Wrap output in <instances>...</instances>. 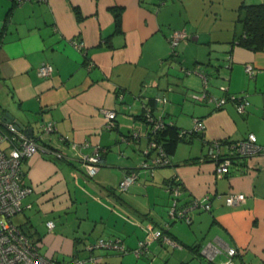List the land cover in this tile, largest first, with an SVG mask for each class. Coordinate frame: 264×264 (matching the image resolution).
<instances>
[{
    "label": "crops",
    "instance_id": "obj_1",
    "mask_svg": "<svg viewBox=\"0 0 264 264\" xmlns=\"http://www.w3.org/2000/svg\"><path fill=\"white\" fill-rule=\"evenodd\" d=\"M251 4L264 0H0V115L35 136L53 121L46 144L63 153L34 154L23 163L32 190L22 211L41 253L84 264H264V152L223 176L206 158L211 140L254 133L264 145V50L239 42L240 17ZM177 31L184 36L172 56ZM44 63L52 66L48 77L38 74ZM199 73L208 78V95H245L247 110L239 113L231 100L216 108L192 99L202 89ZM143 103L188 131L168 164L150 171L139 169L148 143ZM106 109L116 113L112 128ZM197 118L205 127L191 134ZM95 149L99 169L89 176L83 158ZM133 169L137 180L119 191V180ZM173 178L183 187L181 204L215 192L243 193L245 200L228 206L213 198L210 210L193 211L190 222L174 220L167 189ZM149 227L169 241L153 239L136 255L130 250ZM99 237H119L129 251L87 250ZM229 248L236 253L229 255Z\"/></svg>",
    "mask_w": 264,
    "mask_h": 264
},
{
    "label": "built area",
    "instance_id": "obj_2",
    "mask_svg": "<svg viewBox=\"0 0 264 264\" xmlns=\"http://www.w3.org/2000/svg\"><path fill=\"white\" fill-rule=\"evenodd\" d=\"M16 4L32 0H13ZM43 1V0H37ZM184 36L183 32H174L170 38L171 55L176 56L179 40ZM77 49H82L81 41H73ZM248 76L255 74V69L251 64L244 67ZM52 66L49 63L42 64L38 69V74L43 77L50 76ZM202 76V89L199 93L193 94L195 101H212L216 108L221 107L227 100H231L239 113H244L250 105L245 95L231 94L223 97H213L208 95V78ZM119 93V98L122 99ZM105 124L107 128L114 126L116 113L114 110H104ZM142 118L146 124L147 134H155L160 128L165 126L164 119L154 113L153 108L148 103L142 104ZM204 123L201 119H195L190 132H201L204 129ZM53 121H47L41 126L39 135L35 136L28 132V128L10 118L0 115V264H84L85 260L81 258H72L68 260H54L51 256L39 251L40 243L32 240L24 230L12 221V217L22 211V200L32 188L25 182V170L23 163L34 154H41L47 158H60L63 153L46 144V136L54 131ZM188 131L180 130V135H186ZM206 158L216 165V175L223 176L229 174L231 165L235 160H241L255 156L264 152V145L257 141L254 133H249L245 138L235 141L211 140L207 142ZM156 151L154 156H149L151 150ZM143 160L139 166L142 170H152L154 167L168 164L161 145L156 144L154 138H148L147 148L143 151ZM100 150L83 158L85 171L89 176H94L99 169ZM239 166V165H237ZM138 169H133L125 173L117 184V189L124 192L129 185L138 178ZM167 189L171 194L170 215L176 220L191 221V213L197 209L210 210L211 200L213 198H223L224 204L228 206L239 205L245 200L243 193H212L206 194L201 198H192L186 203H180L179 199L183 187L178 179L169 180ZM45 225L48 230L54 227L53 220H47ZM153 239H160L162 242H168L169 237L161 229L149 227L143 240L139 241L138 246L130 251L139 255ZM87 250L105 249L126 253L129 251L119 237H100L94 242L87 244ZM207 253V247L203 249ZM229 255L236 253L235 248L227 250Z\"/></svg>",
    "mask_w": 264,
    "mask_h": 264
},
{
    "label": "trees",
    "instance_id": "obj_3",
    "mask_svg": "<svg viewBox=\"0 0 264 264\" xmlns=\"http://www.w3.org/2000/svg\"><path fill=\"white\" fill-rule=\"evenodd\" d=\"M114 18L115 25L119 27V8L114 9ZM240 21L242 22L243 31L242 35L239 38V42L252 49L264 50V4H251L247 6L245 8L244 14L240 17ZM190 133L193 134L198 132ZM184 136L185 135H180V130H178L177 127L172 124L166 123L165 126L160 128L155 134H149L148 138L150 139L153 137L156 141V144L162 146L166 157H169L173 154L177 143L182 140ZM149 150L153 149L150 148ZM148 155L151 156L150 153ZM236 163L237 165L241 166L243 164V161L234 159V164ZM24 232L30 237V235L25 230Z\"/></svg>",
    "mask_w": 264,
    "mask_h": 264
},
{
    "label": "rangeland",
    "instance_id": "obj_4",
    "mask_svg": "<svg viewBox=\"0 0 264 264\" xmlns=\"http://www.w3.org/2000/svg\"><path fill=\"white\" fill-rule=\"evenodd\" d=\"M12 221L16 222L17 224H20L27 233H29L27 227L25 226V209L22 212L17 213L12 217Z\"/></svg>",
    "mask_w": 264,
    "mask_h": 264
},
{
    "label": "water",
    "instance_id": "obj_5",
    "mask_svg": "<svg viewBox=\"0 0 264 264\" xmlns=\"http://www.w3.org/2000/svg\"><path fill=\"white\" fill-rule=\"evenodd\" d=\"M5 117H7V116H5Z\"/></svg>",
    "mask_w": 264,
    "mask_h": 264
}]
</instances>
